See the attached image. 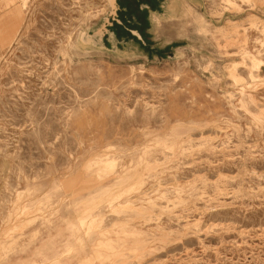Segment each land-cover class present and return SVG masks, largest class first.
I'll return each mask as SVG.
<instances>
[{
  "label": "rangeland",
  "instance_id": "obj_1",
  "mask_svg": "<svg viewBox=\"0 0 264 264\" xmlns=\"http://www.w3.org/2000/svg\"><path fill=\"white\" fill-rule=\"evenodd\" d=\"M0 264H264V0H0Z\"/></svg>",
  "mask_w": 264,
  "mask_h": 264
},
{
  "label": "bare ground",
  "instance_id": "obj_2",
  "mask_svg": "<svg viewBox=\"0 0 264 264\" xmlns=\"http://www.w3.org/2000/svg\"><path fill=\"white\" fill-rule=\"evenodd\" d=\"M107 1H108L110 4H113V1H114V0H107ZM108 6H109V5H108ZM115 9H116V8H115ZM84 33H85V32H84ZM94 33H95V32H94ZM94 33H93V34H94ZM99 33H100V32H99ZM85 34H86V33H85ZM93 34H92V35H93ZM86 35H87V34H86ZM88 35H89V34H88ZM97 35H98V34H97ZM83 38H84V37H83ZM98 40H99V39H98ZM99 45H100V44H99Z\"/></svg>",
  "mask_w": 264,
  "mask_h": 264
}]
</instances>
